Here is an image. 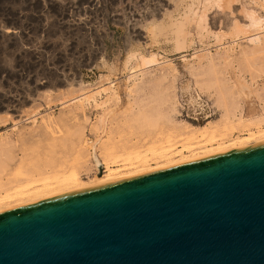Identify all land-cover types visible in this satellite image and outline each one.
<instances>
[{
    "label": "rangeland",
    "instance_id": "1",
    "mask_svg": "<svg viewBox=\"0 0 264 264\" xmlns=\"http://www.w3.org/2000/svg\"><path fill=\"white\" fill-rule=\"evenodd\" d=\"M262 24L264 0H0V197L262 130Z\"/></svg>",
    "mask_w": 264,
    "mask_h": 264
},
{
    "label": "water",
    "instance_id": "2",
    "mask_svg": "<svg viewBox=\"0 0 264 264\" xmlns=\"http://www.w3.org/2000/svg\"><path fill=\"white\" fill-rule=\"evenodd\" d=\"M0 264H264V143L1 211Z\"/></svg>",
    "mask_w": 264,
    "mask_h": 264
},
{
    "label": "bare ground",
    "instance_id": "3",
    "mask_svg": "<svg viewBox=\"0 0 264 264\" xmlns=\"http://www.w3.org/2000/svg\"><path fill=\"white\" fill-rule=\"evenodd\" d=\"M262 26H263L262 29H264V24H262ZM103 61H104V59H103ZM80 84H81V82H80ZM105 91H107V90H105ZM94 92H95V90H94ZM94 94L95 93H93V95ZM91 96H92V94H91ZM115 96L116 95H114V97ZM198 96L199 95H197V98L200 99ZM86 97H85V99H87ZM115 98H113V99L116 100ZM76 100H77V97L73 98V101H76ZM17 104H19V103L17 102ZM19 105H17L16 107H18ZM225 114H224V116H226ZM256 118L257 117L253 118L252 120H254ZM101 124H102V127H104V125H105V120L104 119L102 120ZM193 128L196 129L197 127L194 126ZM201 129H204V127L201 128ZM211 135H213V134H211ZM189 138L192 139L193 137L189 136ZM189 138L188 137L184 138L185 145H186L185 146L186 149L184 148L185 149L184 151H181L180 149H179V151L177 150L178 154H176V152H174L176 154V156H174V157H171V156L168 157L167 154L166 155L165 154H163V155L161 154L164 161L161 164H159L158 166L156 165L155 167L154 166L150 167L148 165L149 163L147 164V162L149 160L147 161L145 159V157H144V155H147V154L142 155L143 158H141V154H140L138 156L141 159L140 160L141 161V165L139 163L140 166H136V168H133L131 165L134 164V162H135V160H134L133 164L131 163L130 165H128V166H131V168H133V170H131V171H130V169L127 168L129 171L127 170L126 172H124L126 169H122V167H121V169H111L110 167H108L106 165L104 167V170H105L104 171V175L100 179H96V180L94 179V180H91L88 183L80 184V180H78V178L74 174H70L68 172L69 173L68 175H66L65 177L63 176L61 179H57L56 181H54V183L52 182L53 184L45 182L39 187L37 186V187H34L32 189L30 188L31 190H24L22 188L16 189L13 193H8V194L2 195V197H0V212L4 211V210H7V209H10V208H14V207H18V206H22V205H26V204H31V203H34V202H37V201H40V200H44V199L52 198V197L59 196V195H62V194H66V193H69V192L78 191V190H82V189H86V188H90V187L99 186V185H102V184L114 182V181H117V180H120V179L128 178V177L135 176V175H139V174L150 172V171H153V170H158V169L174 166V165H177V164H181V163H184V162L197 160V159H201V158H204V157H208V156H212V155H216V154H220V153H224V152H229V151H233V150H237V149H242V148H246V147L253 146V145H256V144H260V143H264V128L262 130H260V131H257V132H250V133H248V134H246L244 136L227 140V142H220V143L215 142V143H213L211 141V140H213V138L208 139V137H207V140H209V142H207L208 144L206 143L207 145L206 144H204V145L202 144L204 141H206V139L203 142L201 141L202 143H199L200 141L197 140L198 144H194L195 143L194 141H192L194 143L191 144V142L187 140ZM199 139H200V137H199ZM184 152H186V154H184ZM152 155H150V156H152ZM168 155H170V154H168ZM171 155H172V153H171ZM136 157H133V158L136 159ZM129 162H131V161L129 160ZM127 164H128V162H127ZM99 171L102 173L103 167L99 166ZM78 181H79V183H78ZM10 199H12V200L14 199L16 201L15 202L12 201V202H10L12 204L8 205V203H9L8 200H10ZM6 201H8V203ZM4 202H6L5 204H7V205H5V207L2 206V204L4 205Z\"/></svg>",
    "mask_w": 264,
    "mask_h": 264
}]
</instances>
